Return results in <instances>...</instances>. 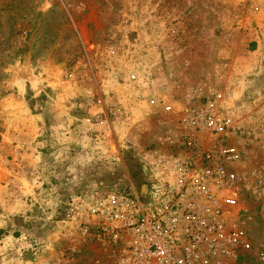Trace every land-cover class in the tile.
Masks as SVG:
<instances>
[{"label": "rangeland", "instance_id": "374dc122", "mask_svg": "<svg viewBox=\"0 0 264 264\" xmlns=\"http://www.w3.org/2000/svg\"><path fill=\"white\" fill-rule=\"evenodd\" d=\"M262 71L264 0H0V245L18 242L6 264H114L121 249L77 229L69 206L137 177L135 155L173 130L149 101L197 88L254 114L239 134L251 249L232 264H264ZM59 87L75 115L59 117Z\"/></svg>", "mask_w": 264, "mask_h": 264}, {"label": "built area", "instance_id": "2783aa9c", "mask_svg": "<svg viewBox=\"0 0 264 264\" xmlns=\"http://www.w3.org/2000/svg\"><path fill=\"white\" fill-rule=\"evenodd\" d=\"M231 97L197 88L180 100L151 99L173 128L159 139L164 147L139 150L137 177L70 204L77 229L121 249L114 264H232L251 249L241 194L254 197L256 178L239 134L255 117Z\"/></svg>", "mask_w": 264, "mask_h": 264}, {"label": "crops", "instance_id": "0c3cea01", "mask_svg": "<svg viewBox=\"0 0 264 264\" xmlns=\"http://www.w3.org/2000/svg\"><path fill=\"white\" fill-rule=\"evenodd\" d=\"M254 52H256V51H254ZM253 68L257 69V70H252V72L254 74L261 73L260 67H256V64L253 66ZM238 71H240V70H238ZM262 72H264V71H262ZM261 80H262V78H261ZM70 92L72 94L74 93L69 88L67 89V92H66L63 88L59 87V117H62L64 114L75 115V114L70 113L68 111L67 104L69 102H71V100H73V101L75 100V103H78L79 100L77 101V99H74L73 96H70ZM30 126H31V128H33L34 124H31ZM36 126H37V128H39L38 123H36ZM28 133H29L28 131H26V132L22 131V133H18L16 138H15L16 144H13L12 146L16 148L20 145H25L27 143H30L37 136V130H35V129L31 130V133H33V135L32 134L29 135ZM6 241L8 242L7 246L0 245V255L3 256V257L0 256V263H1V261H3L4 264H6V262H9V260L12 258L13 255H16L15 254L16 251H14V250H16V248L18 247V242H13L12 240H10V241L6 240ZM12 248H13V250H10Z\"/></svg>", "mask_w": 264, "mask_h": 264}]
</instances>
